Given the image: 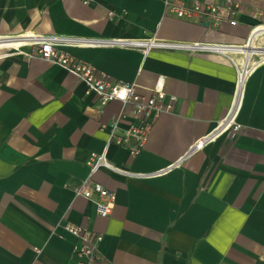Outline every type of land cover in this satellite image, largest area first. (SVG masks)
<instances>
[{"label":"crops","instance_id":"crops-1","mask_svg":"<svg viewBox=\"0 0 264 264\" xmlns=\"http://www.w3.org/2000/svg\"><path fill=\"white\" fill-rule=\"evenodd\" d=\"M166 1L0 0L1 36H55L59 50L112 79L136 82L142 92L161 84L177 96L135 158L133 137L109 146L108 160L137 175L104 168L94 174L117 193L104 218L76 197L74 186L89 174L90 153L105 150L121 102L101 108L98 95L58 64L0 58V264H76L72 251L80 240L65 223L102 235L104 264H264V64L238 96L233 62L240 53L164 47L146 53L140 45L98 42L154 36L237 47L264 26V0H235L237 24L219 28L166 13ZM234 108L237 136L220 135L187 156ZM128 124L124 118L121 130Z\"/></svg>","mask_w":264,"mask_h":264},{"label":"built area","instance_id":"built-area-1","mask_svg":"<svg viewBox=\"0 0 264 264\" xmlns=\"http://www.w3.org/2000/svg\"><path fill=\"white\" fill-rule=\"evenodd\" d=\"M91 0H83L85 4ZM239 3L235 0H167L166 13L173 14L178 18L193 19L205 23L211 27L219 28L224 24L235 26ZM113 13H110L112 16ZM103 44L126 43L140 45L147 53L153 47L180 48L190 52L209 51L224 52L226 50L240 53L241 58L234 60L237 67V95L241 93L247 77L264 64V26H256L252 29L245 44L230 47L227 45H205L201 43L177 44L156 39L154 36L145 42L137 41H98ZM58 38L51 35L34 34L26 37H4L0 35V58L13 55L26 57H38L44 61L58 64L69 73L75 75L86 84L87 94L95 93L99 97L100 107L106 106L111 101H119L122 104L121 112L114 118L108 128V141L102 153L91 152L87 159L89 174L74 186L76 197H83L92 202L101 217H109L116 205L117 193L108 189L103 184L96 182L93 176L100 169H108L126 175H137L125 168L117 167L107 158L110 145H126L129 138L134 142L129 145V153L135 158L145 147L150 127L153 122L163 113H170L174 109L177 96L168 94L163 85L142 92L136 82H126L112 79L105 73L98 71L93 65L80 61L75 56L59 50ZM37 46L33 52H28L24 47ZM235 108L220 123L214 131L200 137L190 147L187 156L203 150L207 145L216 141L220 135H227L234 139L240 131L241 125L235 121ZM129 117V124L124 131L121 130V122ZM63 228L80 240V245H74L72 258L76 264H104V259L99 251L102 235L98 234L85 225L65 223ZM36 253H41L40 247H34Z\"/></svg>","mask_w":264,"mask_h":264}]
</instances>
